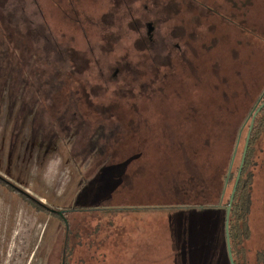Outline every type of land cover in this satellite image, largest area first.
I'll list each match as a JSON object with an SVG mask.
<instances>
[{"label":"rangeland","instance_id":"1","mask_svg":"<svg viewBox=\"0 0 264 264\" xmlns=\"http://www.w3.org/2000/svg\"><path fill=\"white\" fill-rule=\"evenodd\" d=\"M13 7L19 10L17 17L25 19L20 28L18 20L7 13ZM149 22L154 27V40L146 45L143 35ZM0 68L6 70L4 81L0 78V111L4 118L0 121V175L54 209L85 208L67 214L72 226L82 231L78 238L70 236L69 245H78L79 249L72 251L69 262L88 264L85 244L91 245L95 237L86 235L83 228L93 227L75 218L103 213L95 206L100 197L94 188L97 190L99 183H92L97 182L94 176L102 167L137 151L141 159L130 166L144 164L141 174L134 176L139 181L147 176V167L152 172L173 173L180 163L162 157L171 144L183 142L187 150H193L190 145L203 148L195 139L203 130L196 127L197 119L193 117L212 110L226 118L227 113H220L226 106L249 114L258 104L264 90V0H0ZM31 73L35 74L36 85L29 90L26 76ZM69 75L72 78L67 82ZM226 91L230 102L224 98ZM67 97L79 98L78 102L85 97L92 102L98 99L104 106L113 103L124 111L98 121H65L62 128L67 129V141L78 145L79 152H74L75 147L73 151L59 149L60 140H51L54 131L44 129L36 135L48 139L36 140L33 147L29 120H17L15 115L21 108L28 119L37 113L59 115ZM76 105L73 107L81 110ZM238 118L239 110L233 114L229 111L228 125H236ZM41 122L56 124L50 117L46 122L42 117ZM211 122L214 135L208 148L229 162L227 156L234 140L223 133L219 119ZM170 125L175 129L172 132ZM57 130L60 132V127ZM174 134L177 136L169 137ZM242 141L236 150L235 165L240 164ZM99 144L102 150L93 153L92 146ZM193 155L187 151L184 159L191 161ZM253 160L259 163L253 196V244L264 249V134ZM176 174L175 184L183 177ZM83 178L92 180L93 191L87 182L77 192ZM130 179L123 180L124 189ZM110 184L106 179L102 189ZM175 188L168 191L178 194ZM124 189L119 188L110 199L103 200L104 204L114 207L129 203ZM177 202L181 200L147 197L137 203ZM174 212H169L173 228L181 222L186 230L184 240L172 245L163 213L135 211L126 217L103 214L98 222L104 229L109 224L116 235L121 231L123 237L128 235L126 244L120 246L125 253L124 264H147L150 260L155 264L213 262L205 254L211 248L212 232H200L218 228L207 221L211 211L180 210L179 216ZM132 216L137 218L130 220L135 228L129 223ZM123 218L126 228H116L114 223ZM90 223L95 225L94 221ZM65 226L58 214L37 208L0 181V264H62ZM148 228L154 229L149 237ZM101 236L102 230L96 237ZM203 238L208 240V248L198 244ZM94 243L92 250L99 253L101 242ZM108 260L113 264L115 253H110ZM225 262L224 252L219 251L215 264Z\"/></svg>","mask_w":264,"mask_h":264},{"label":"trees","instance_id":"2","mask_svg":"<svg viewBox=\"0 0 264 264\" xmlns=\"http://www.w3.org/2000/svg\"><path fill=\"white\" fill-rule=\"evenodd\" d=\"M229 93H224V98L230 102L228 98ZM264 101V90L260 96V101L256 106L253 107L252 112L249 114H245L244 110H241V108H232V107H225L221 110L220 113H227L226 118H222L221 114L220 116L218 114H214L212 110H209L208 113H203V115L197 117H193L194 119H197V125L198 129H202L203 131H199L197 134L200 137H196V141H199L201 143V146L205 149L201 148L195 145H190L193 150H187V145L183 142H177V144H168L170 145L172 149L169 150L167 148L164 153L162 154V157H164L165 161H170V163L178 162L180 166L175 167V172L167 174L163 171H156L152 172L147 167V176L142 178L141 181H139L134 176H138L141 174L140 167L144 164L139 163V165L134 166L136 171H133L134 168L130 166V164L133 161H137L141 159V152H135V154L126 155V157L123 158L122 161H116L115 163H110L108 167H102L98 172L97 175L94 176L96 178L97 182L89 181V185H91V182L96 186L99 183V187L96 190L94 188V192L98 194L100 197L99 204H96L97 210L103 211V213H100L101 215H94L92 216H79L75 219L80 220L81 223H87L88 225H91L93 228H83V232H85L86 235H92V237H95L91 242V245L85 244L86 252L88 253V264L90 262H95V264H110L108 260V255L110 253H115L116 255V261H114L113 264H124L122 262V259L125 256V253H123V249H120V246L123 244H126V237H123L122 231L118 232V235H116V231H114L112 228H110V225L107 224V228H102V223L98 222V219L103 214H111L114 213V215L118 214L120 216L124 215L125 217L127 215H131L132 212L135 211H153L155 213H163L164 218H166V232L169 231L170 234V241L171 245L175 242H182L185 238V225L179 222L177 228H173L172 223L169 219V212L175 211L174 213H179L176 215H181V211H187L188 209H196V210H202L209 212L210 214H207V221L209 224L216 225L218 228H206L201 233L205 232H212L211 235V248L210 251H205V254L207 257L212 258L213 262H210V264L216 263V257L218 256L219 251H223L225 254L226 262L221 264H231L229 251H228V243H227V233H226V221H227V209L230 202V196L232 193V189L235 183L236 174L239 169V165L234 164V160L236 157V150L238 145L241 142V139H243V143L245 144L246 137L249 131V128L251 126L252 119L254 117L256 109L262 104ZM227 102V103H228ZM213 103L215 101L213 100ZM224 103V102H223ZM226 103V102H225ZM230 109V110H229ZM235 110L240 111V118H238L236 125L229 124L228 125V113L229 111L233 114ZM250 116V117H249ZM219 119L222 123V131L223 133L227 135H231L233 138V147L231 149V152L228 153L227 158L230 160L229 162L222 161L221 158L218 156L216 151L210 150L208 147L212 145L211 136L214 135L212 132V122L211 120ZM201 120V121H200ZM194 123V122H192ZM202 123V125H200ZM173 125V124H172ZM183 125V124H182ZM234 125V126H233ZM235 127L234 129H231ZM174 127L170 125V132L174 131ZM190 131V130H189ZM220 133H217V135ZM264 134V107L259 111L257 116L254 120V125L252 128V133L250 137L249 147L247 151V156L245 160V164L243 167L242 175L236 190V194L231 206L230 215H229V234H230V244L232 249V254L234 258L235 264H264V249L261 247L256 246L253 244L254 240V228H253V206H254V187H255V181L256 177L258 175V172L255 174L256 168L259 166L258 161L255 162L253 160L256 145L261 140ZM196 135V136H197ZM177 135L174 134V136L170 135L169 137H175ZM190 136V135H189ZM205 144L203 145L202 142ZM197 143L200 145V143ZM179 143V144H178ZM243 144V149H244ZM216 145V144H214ZM186 149H185V148ZM195 149V150H194ZM123 151V150H122ZM189 152H194L193 160L188 161L185 157V154ZM123 153V152H122ZM243 154V151H242ZM137 155V156H135ZM231 156V157H230ZM136 158V159H135ZM242 158V156H241ZM114 157L112 158V160ZM241 161V160H240ZM143 162V160H142ZM145 169V166H144ZM166 170V169H165ZM183 174V177L180 179V183L175 184V180H173L174 174L176 173ZM105 175L108 178H105ZM177 175V174H176ZM141 177V176H139ZM143 177V176H142ZM130 183H128V186L123 187V180L129 179ZM158 178V179H157ZM111 182L110 187L108 189H102V184L104 185V182ZM176 187V193L169 192V189H172V187ZM93 185H91V191H93ZM119 188L124 189L125 198H130V202L127 204L120 206H109L108 204H104L103 200L110 199L114 193L119 192ZM106 191L104 193V191ZM121 191V190H120ZM172 195H175L172 197ZM191 193L195 194L194 198H190L189 195ZM198 195V198H197ZM151 196V197H150ZM28 200L31 201V203L36 206L37 208L41 210H47L45 207H43L38 202L34 201L33 198L29 196H25ZM149 197L150 199L154 198V200L157 199H164V201H175L178 199V201L181 200V202L177 203H158V204H149L146 203V205L137 203L141 199H145ZM102 201V203H100ZM86 208H91L92 206H85ZM82 207L75 208L76 210H69V212L73 213L74 211H81L83 209ZM95 210V209H93ZM49 211V210H47ZM84 211V210H83ZM64 212V211H63ZM54 213V212H52ZM56 214V213H54ZM122 214V215H121ZM59 215V214H58ZM63 220L64 217L59 215ZM162 216V215H161ZM174 216H172L173 218ZM67 218V222L65 223V234H64V251H63V260L62 264H70L69 258L72 256V251L74 252L75 249H79L78 245L71 247L69 245V239L71 235H74L76 238L80 237V232H82L79 228H75L72 226L71 220ZM176 218V217H175ZM174 218V219H175ZM111 220V219H110ZM130 220H137V218L132 216V218H129ZM169 220V222H168ZM94 221L95 225H92L90 222ZM79 222V223H80ZM115 222V221H114ZM125 219L123 218L120 223H114V226L118 228L120 225V228H126L125 225ZM167 225H169V228H167ZM79 226L76 225V227ZM130 226L132 228L134 227V224L131 223ZM103 231V237L101 238L96 237L97 234H99L100 231ZM153 228H148V232H146L148 237L150 236L149 232H153ZM120 234V236H119ZM115 237V241L114 238ZM100 243V252L98 253V250H92L95 243ZM82 244V243H81ZM79 244V245H81ZM199 245L203 246L204 248H208L209 242L207 239L203 238L202 241L198 242ZM124 246V245H123ZM150 248L147 246V249ZM77 251V250H76ZM78 252V251H77ZM75 252V253H77ZM156 261H147V264H155Z\"/></svg>","mask_w":264,"mask_h":264},{"label":"flooded vegetation","instance_id":"3","mask_svg":"<svg viewBox=\"0 0 264 264\" xmlns=\"http://www.w3.org/2000/svg\"><path fill=\"white\" fill-rule=\"evenodd\" d=\"M18 12H19V10H17L16 7H13L12 10L10 9V10L7 11V13L13 15L18 20V24H19V28H20L21 27V23L22 22L24 23L25 22V19L18 18L17 17ZM30 25H33V24L30 23ZM150 27H151V30H150ZM153 29H154L153 24L151 22H149L148 23L147 34H144L143 35L144 36V38H143L144 44L147 45L148 43H152L153 42V40H154V33L152 31ZM109 71H111V70H109ZM117 71H118V69L115 70V72H117ZM5 77H6V70H5V72H3L2 68H0V78H1V80L4 81V78ZM71 78H72L71 75H69L68 77L66 76L67 82ZM26 81H27V86H28L27 89L32 90L33 87L36 85L35 84V74L31 73L28 77L26 76ZM96 91H97V89H96ZM71 93H73V92H71ZM70 97H73V96H70ZM78 101H79V98L78 99H72V98H68L67 97L65 99V101H64V103H65L64 104V108L59 113V115H56L55 113H43V114L42 113H39V114L37 113L35 115L30 114L29 115L30 118L28 119L27 113L23 112L24 108H21L20 109V112L18 114H16L15 117H16L17 120H19L21 118L23 119L24 117H25V121L29 120V123L28 124H29L30 131L32 132V135H31L30 139L33 140V147L37 144V141L39 139H43L42 142H45L48 139L45 135L40 136V137H38L36 135V133L39 132L40 129H44V130L54 131V134L52 135L51 140H54L55 138H57V139L60 140V144H58V148L59 149H62L64 147V149L70 150L71 148L75 147L76 150L74 152H79L78 145H76L74 143H72V144H69L68 143V141H67L68 140V135L66 133L67 132V129L64 130L62 128L64 126V122L67 121V124H68V121L69 120L74 121V120H86V119L87 120L98 121L101 117H109L112 114H116V115L118 114V115H120V113H118V112L122 108L116 109L114 107V104L113 103H109L108 105L104 106L103 103L100 100L95 99V101L92 102L93 99H91L89 97L88 98L85 97V100H83V101H80V102H78ZM75 104H77L78 106H81L82 107L81 110L80 109H77V108H74L73 105H75ZM105 107H108V108H105ZM82 110L85 113H82ZM111 110H112V112H110ZM106 111H109V112H106ZM108 113H110V114H108ZM122 114L132 115V113H130V112H123ZM42 117H44V121L45 122L47 121L48 117H50L52 121L53 120L56 121V124L54 126H52V124H47V123L41 122ZM3 120H4V118L1 115V111H0V121H3ZM59 127H60V132H58V130H57ZM74 130H75V132H77V129H74ZM28 145H27L26 149L28 148ZM42 145L44 146L45 143L42 144ZM48 145L49 144H47L46 146H48ZM102 147L103 146H100V144L99 145H94V146H92V149H93L92 152L93 153L94 152L95 153H98L99 151L102 150L101 149ZM46 152H48V150H46ZM70 157H72V155ZM73 159H75V158L73 157ZM9 160H10V158H9ZM9 165H10V161H9ZM5 171H8V170H5ZM8 172L10 173V171H8ZM89 180H90V178H87V179L83 178L81 180V183L82 182L83 183L82 184L80 183V187H79V189H78L77 192H79L80 188H82L83 186H85L84 184L87 183V182H89ZM0 181L2 183L6 184L7 186H9L12 190L17 191L18 193L22 194L23 196H28L27 194H25L24 192H22L19 189V186H17L16 184H14L13 182H11L10 180L6 179L5 177H3L1 175H0ZM43 197L48 198L45 195H43ZM43 207H45V206H43ZM47 210H49V209H47ZM56 210H58V209H56ZM69 210H76V209L71 207V208H64L63 210H59V211H62V213H63L61 216L64 217V222H67L68 221L66 217H67V214L70 213ZM49 211L51 213L54 212V211H51V210H49ZM54 213L59 214L57 212H54Z\"/></svg>","mask_w":264,"mask_h":264},{"label":"water","instance_id":"4","mask_svg":"<svg viewBox=\"0 0 264 264\" xmlns=\"http://www.w3.org/2000/svg\"><path fill=\"white\" fill-rule=\"evenodd\" d=\"M150 30H151V27H150ZM263 107H264V101L256 109L255 114H254V117L252 119L251 126L249 128V131H248V134H247V137H246V141H245V144H244L243 154H242V158H241V161H240L238 173H237V176H236V179H235V183H234V186H233V189H232V193H231V196H230L229 206H228V209H227L226 233H227L228 251H229V256H230L231 264H235V262H234V258H233V254H232V249H231V244H230V234H229V215H230V210H231V206H232V203H233L235 194H236V190H237V187H238V184H239L241 175H242L243 167H244V164H245V160H246V156H247V151H248V147H249V142H250V137H251V133H252V128H253V125H254V120H255V117L257 116V114L259 113V111ZM19 189L22 192H24L25 194H27L29 197L33 198L39 204L45 206L47 209H49L51 211H54V212H57L60 215L63 214L62 211L56 210V209L48 206L41 199L33 196L31 193H29L28 191L24 190L23 188H20L19 187Z\"/></svg>","mask_w":264,"mask_h":264}]
</instances>
